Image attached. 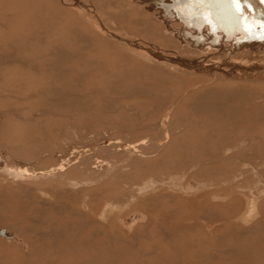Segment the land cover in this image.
Returning <instances> with one entry per match:
<instances>
[{
    "label": "rangeland",
    "instance_id": "1",
    "mask_svg": "<svg viewBox=\"0 0 264 264\" xmlns=\"http://www.w3.org/2000/svg\"><path fill=\"white\" fill-rule=\"evenodd\" d=\"M110 7L124 9L120 0ZM56 8L51 0H0V152L34 174L25 180L0 175V229L19 239L0 237V264H145L147 247L163 248L161 221L154 218L146 228L137 202L157 190L180 195L169 204L159 199L162 211L189 212L185 198L204 192L222 195L215 202L219 215L242 214L253 201L254 215L239 224L252 230L264 214V80L230 82L249 87L240 88L239 104L232 101L247 105L233 124L222 116L205 120L190 104L203 77L142 61L78 17L68 23L51 17ZM118 26L145 38L124 22ZM181 45L191 50L189 43ZM61 164L62 172H46ZM189 181L196 184L192 191ZM229 193L236 202H228ZM106 202L114 205L104 208ZM69 204L106 216L93 221L89 213L85 223ZM133 212L145 218L123 226ZM38 229L51 236L36 243ZM236 239L225 231L213 236L215 264H239L219 252ZM156 247L154 254L167 253Z\"/></svg>",
    "mask_w": 264,
    "mask_h": 264
},
{
    "label": "bare ground",
    "instance_id": "2",
    "mask_svg": "<svg viewBox=\"0 0 264 264\" xmlns=\"http://www.w3.org/2000/svg\"><path fill=\"white\" fill-rule=\"evenodd\" d=\"M51 2L54 6H57V12L54 11L55 15L53 12L49 15L56 17L57 20L64 19L63 23H66L69 17H75L76 19L78 17L89 28L104 37H108L110 40L116 42L120 48H125L128 53L142 61L153 62L157 66L161 65V67L170 69L171 71L189 74L195 79L203 77V84L200 83L201 85L198 86V90L194 91V93L198 92L199 95L195 93L196 97L190 104L193 107V111L197 115H203L205 120L209 121L208 118L211 117V121L218 122V116H222L230 124H233L234 121L239 119L237 116H239L240 112L244 114V111L240 110H244L247 105L246 103H241L244 106L241 108L242 105H234L232 101L235 100L238 103L240 100L238 98L240 96V88L244 87L246 90L248 85H241L238 82L237 84H235L236 82L230 84V82L246 80L251 77L254 80H264V56L261 55L259 58L256 56L259 53L264 54V0H120V6L124 8L121 12L113 11V8L110 7L111 0H51ZM68 9L71 11L70 13L67 12ZM108 10L114 13L110 16L108 15ZM111 17H114L113 21L109 20ZM121 22L127 24V28L135 30L138 34H143L144 40L142 39L143 37H139V39L144 42L136 38L135 34L119 32L117 26ZM150 40L164 45L165 48L160 47L161 45H158V47L157 44L154 46V43ZM184 42L189 43L188 47L190 46L189 48H191L192 52L188 53L186 50L190 49H187L185 45H181ZM175 47H180L177 48L179 50L186 48L185 53L182 54L176 51ZM166 48L169 49L166 50ZM72 59L75 58L73 57ZM242 95H245V93ZM218 98L222 99L223 102L216 103L215 99ZM263 103L257 106L259 107ZM257 106L254 105V107ZM261 109H264V107H261ZM260 112L264 113V110H260ZM166 114L161 118V125H164V122H166ZM164 128L162 130V141L167 139L168 134ZM124 146L126 147V145ZM209 154L213 155L211 152ZM3 156V152H0V175L15 180L32 179L34 175L33 171L14 164L7 156L4 158ZM215 156L217 161L222 159L218 155ZM58 166L46 172H51L54 175L62 172V164ZM204 185H209V182L203 183L202 186L204 187ZM146 186L148 187V184ZM186 187L190 191L192 187H196V184L189 181ZM157 193V195L145 197L143 200L137 202V204L139 203L141 212H144L148 220L145 224L146 228L152 219H160L161 225L158 230L160 234L159 241L163 245V248L165 247L167 253L164 251V256L162 255L163 253L161 255L154 254V252H157L156 246H149L147 247L148 250H145L146 255H143L144 257L146 256L145 264L214 263L213 261L216 256L213 252V236L221 231L235 234L237 238L225 249H223L225 246L221 247L219 252L222 255L231 256L239 264H264V214L259 216V221L253 223L252 230H259L255 233V236H252V230L244 232L239 225L240 222H249V218L254 215L253 201L248 202L247 210L242 214H236L235 211L233 214L226 213L219 215L215 212L216 206H219L215 202L222 195L204 192L198 195L193 194L191 198L187 197L188 199L185 198L184 202L186 201L187 203L184 204H191L192 207H190L191 211L182 213L179 211L175 212L174 210L173 212L171 210L162 211L155 204L159 199L165 200L167 204L172 203L174 199L178 198V193L168 192L167 190H157ZM228 196L229 203H233L236 200L235 198H237L234 197L236 196L235 193H229ZM73 202L76 201L73 200ZM44 203H46L45 200ZM39 204H41L40 201ZM113 205L110 202H106L104 208H110ZM70 206L73 207V210L77 211L79 216H82L80 219L85 223L90 214L92 215H90L92 219H95L93 221H97L98 216L102 218L103 214H105L104 211H99V213H95L94 210L87 211L86 207L82 205L76 207L73 204V206ZM104 208L102 209L104 210ZM142 216L143 214L141 215L139 212H133L122 219L120 223L123 226L130 227L136 222L143 220L145 217L142 218ZM242 217L248 220L242 219L241 221ZM108 225H112L111 227L116 226L112 221ZM62 226H66V224ZM1 230L4 231V239L7 241H10L8 239H13L9 231L7 233L4 229ZM34 234L38 236L35 240L36 243H40L48 235L51 236V232L45 229H38L35 233L33 232ZM12 241L19 242V239L15 237ZM156 248L158 249V247ZM163 248H159L160 251ZM67 251L70 252L69 250Z\"/></svg>",
    "mask_w": 264,
    "mask_h": 264
},
{
    "label": "water",
    "instance_id": "3",
    "mask_svg": "<svg viewBox=\"0 0 264 264\" xmlns=\"http://www.w3.org/2000/svg\"><path fill=\"white\" fill-rule=\"evenodd\" d=\"M0 236H1V237H5V235H4V231H3V230L0 231Z\"/></svg>",
    "mask_w": 264,
    "mask_h": 264
}]
</instances>
